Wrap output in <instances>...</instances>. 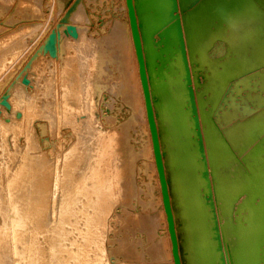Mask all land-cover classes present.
<instances>
[{
	"label": "rangeland",
	"instance_id": "1",
	"mask_svg": "<svg viewBox=\"0 0 264 264\" xmlns=\"http://www.w3.org/2000/svg\"><path fill=\"white\" fill-rule=\"evenodd\" d=\"M107 3L0 0V60L6 56L0 62V264H157L154 240L142 223L152 213L145 189L151 182L155 188L159 184L157 178H144L138 157L141 114L138 109L131 113L126 93L117 89L120 72L114 62L106 59L105 83L90 69L99 39L114 36V10ZM254 99L264 103V98ZM244 134L235 131L233 141ZM240 143L237 149L244 152L249 142ZM24 169L27 177L12 186L17 195L8 196V184ZM97 176L109 177V185H100L105 190ZM15 202L26 216L16 228L11 224L19 216Z\"/></svg>",
	"mask_w": 264,
	"mask_h": 264
},
{
	"label": "water",
	"instance_id": "2",
	"mask_svg": "<svg viewBox=\"0 0 264 264\" xmlns=\"http://www.w3.org/2000/svg\"><path fill=\"white\" fill-rule=\"evenodd\" d=\"M127 6L175 264H264V0Z\"/></svg>",
	"mask_w": 264,
	"mask_h": 264
},
{
	"label": "bare ground",
	"instance_id": "3",
	"mask_svg": "<svg viewBox=\"0 0 264 264\" xmlns=\"http://www.w3.org/2000/svg\"><path fill=\"white\" fill-rule=\"evenodd\" d=\"M114 3H119V7L115 10V7H114ZM109 6L113 7V10H114V17H115V24H113L115 27V30L113 29V37H107L105 39H110V40H101L99 39V41L97 42V44L100 45L99 47V50H98V47L97 50L94 52V55L92 56L91 55V64H90V69L92 70V68L95 69V74H97L98 76H95V74L91 73L94 75V78L97 80H101L102 83H105V81H107L106 77L107 75L106 74H109V66L106 65L107 64V60H109L110 62H114V64H116L114 67L118 70V74H119V78H115L116 79H119V80H116L115 82H118L119 86H117V89L122 90L123 93H126V95L124 96L123 95V98L125 97L127 102H129V104L131 105V113H133L134 109H138L139 110V113L141 114L140 117V120H137L136 122V132L137 134L139 135V139H140V143H139V151L138 152V157L141 158V167L143 168V170L145 171L144 174H146V176H144V178H147V181L149 180V178L152 176V178L154 179H158V184H159V187L158 188H155L153 183L151 182V179L150 178V181L148 182H151L147 187L149 188L148 190H146L147 192V209L148 211H152V213H149V216H147V218L145 220H142V223L145 224L146 228L148 229L147 231V235L148 236H151V239L154 240L153 244H152V247H151V251L153 253V255L155 256L156 260H157V264H175V260H174V256H173V244H172V240H171V236H170V232H169V223H168V217H167V213L165 211V207H164V202H163V195H162V189H161V182H160V177H159V172H158V168H157V164H156V158H155V154H154V148H153V140H152V134H151V129H150V125H149V120H148V115H147V107H146V101H145V96H144V91H143V85H142V80H141V76H140V65H139V61H138V57H137V52H136V48H135V44H134V39H133V34H132V29H131V23H130V17H129V10H128V6H127V0H108V3ZM110 10V9H109ZM112 10V9H111ZM111 12V13H112ZM105 24V23H104ZM109 26V25H108ZM112 34V33H111ZM110 34V35H111ZM2 39L4 40L3 42H1V45L4 46L5 42H6V35L5 34H2ZM103 39V38H102ZM51 40V39H50ZM55 40V38H54ZM101 40V41H100ZM53 44V39L52 41ZM108 43H110L109 46ZM50 44V43H49ZM94 41H93V45H94ZM106 45V46H104ZM108 45V47H107ZM48 46V45H47ZM97 46V45H96ZM93 47V46H92ZM95 48V46H94ZM94 48H91L94 49ZM108 48H112L113 50L112 51H115L114 54L118 53V57L115 59V57H112V51ZM47 49L49 50L50 48L47 47ZM116 49V50H114ZM53 50V48H52ZM90 50V52H91ZM50 51V50H49ZM56 51V50H55ZM112 53V54H111ZM51 54V53H50ZM93 54V53H92ZM116 56V55H115ZM6 59V56H5V53L4 55L1 57V61H4ZM117 61V63H115ZM106 62V63H105ZM113 67V69H115ZM118 67V68H117ZM89 70V69H88ZM94 72V70H92ZM113 73V71H111ZM111 74V73H110ZM106 76V77H105ZM109 77V76H108ZM111 77V75H110ZM109 77V79H110ZM118 77V76H117ZM113 78V76H112ZM115 78H113L115 80ZM112 81V79H111ZM114 82V81H112ZM110 85V84H109ZM108 87V85L106 86ZM115 88V87H114ZM122 88V89H121ZM116 89V90H117ZM118 91V93H119ZM121 91V92H122ZM117 92V91H116ZM120 92V93H121ZM140 93H141V96H140ZM122 95V94H121ZM142 97V98H141ZM66 98V97H64ZM143 100V101H142ZM4 102V101H3ZM66 102L68 105H71V103L69 102V100L66 98ZM65 102V103H66ZM11 104V103H10ZM260 116V115H259ZM264 116V115H263ZM2 119V117H0V120ZM3 120V119H2ZM254 120V125H252L251 127L261 123V126H264V120L261 121V118L260 119H257V117ZM0 123H3V122H0ZM252 123H247L248 127H249V124H252ZM3 128V126H1ZM138 127L141 128V131L138 129ZM6 129V127H5ZM250 129V127H249ZM253 128H251L250 130H252ZM250 130H247L244 134V136L242 138H238L237 140H234L233 141V145L236 147V148H241V139H243L244 142H249L250 139L253 138V130L250 131ZM6 132V130H4ZM3 131V132H4ZM1 132V131H0ZM116 132V130H115ZM120 134V133H119ZM104 135V134H103ZM121 135V134H120ZM113 136V135H112ZM122 137V136H121ZM4 138V137H3ZM104 138V137H102ZM113 138V137H112ZM109 139V138H108ZM107 140L106 138H104V141ZM112 140V139H111ZM111 140H110V143H111ZM116 140V139H115ZM122 140V139H121ZM120 140V141H121ZM124 140V139H123ZM103 141V140H102ZM108 141V140H107ZM115 142V141H113ZM108 143V142H107ZM105 143V144H107ZM117 143V142H116ZM122 143V142H121ZM104 144V143H103ZM104 144V145H105ZM112 144V143H111ZM104 145H102V147H104ZM108 145V144H107ZM110 145V144H109ZM138 145V144H137ZM106 146V145H105ZM113 146V145H112ZM115 146V145H114ZM117 146V145H116ZM115 146V148H116ZM214 146L215 148L217 147V144L214 142ZM111 147V146H110ZM106 148V147H105ZM114 148V149H115ZM107 149H109L107 147ZM106 149V150H107ZM112 150V149H111ZM110 150V152L113 154V152ZM116 151V150H115ZM109 152V151H108ZM109 152V153H110ZM120 152V150H119ZM105 153V151H104ZM116 153V152H115ZM106 155L108 154L107 152L105 153ZM111 155V154H110ZM109 155V156H110ZM108 156V157H109ZM104 157V156H103ZM113 157V156H112ZM115 157V156H114ZM119 157V156H118ZM122 157V156H121ZM128 157V156H127ZM111 158V156L109 157V159ZM120 158V157H119ZM112 159V158H111ZM108 160V159H107ZM115 160V159H114ZM106 161V160H104ZM117 161V160H116ZM103 162V161H102ZM111 162V161H110ZM109 162V163H110ZM125 162V161H124ZM139 162V163H140ZM108 163V162H107ZM108 163V166H111L109 165ZM122 163V161H121ZM104 165V163H103ZM125 165V164H124ZM106 167L108 168L109 170V167ZM119 166V165H117ZM115 166V167H117ZM104 167V166H103ZM122 167V166H121ZM111 168V167H110ZM112 169H114L112 167ZM118 169V168H117ZM125 169V166L124 168ZM122 169V170H123ZM102 170V169H101ZM107 170V171H108ZM121 169H119L120 171ZM142 170V169H140ZM96 171V170H95ZM105 171V170H104ZM112 171V170H111ZM109 170V173L111 174V172ZM115 171V170H114ZM125 171V170H124ZM127 172V170H126ZM141 172V171H140ZM95 173V172H94ZM107 175H108V172H106ZM114 173V172H113ZM120 173V172H119ZM124 173V172H123ZM131 173V172H130ZM96 174L98 175V173L96 172ZM101 174V173H99ZM105 175V172L102 173ZM117 174V173H115ZM125 174V173H124ZM123 174V175H124ZM27 171L26 169L24 170H21L19 174H17V178L16 180H13L10 184H8L7 186V189H8V196H11V195H17V193L12 190V186H18V182L20 181H23L24 177H27ZM106 175V176H107ZM119 175V174H118ZM127 175V173H126ZM99 176V175H98ZM97 176V177H98ZM105 176V177H106ZM110 176V175H108ZM94 177V176H93ZM92 177V179H93ZM105 177H102L104 180H102V178H99L98 179H101L102 183H97L98 182V179L95 178V180L97 179V184H99V186L103 183V181L105 182ZM113 176H110V178H112ZM115 177V176H114ZM113 177V178H114ZM124 177V176H123ZM122 177V179H123ZM83 178V177H82ZM90 178V176H89ZM106 178H109V177H106ZM116 178L117 175H116ZM115 178V180L117 181V179ZM125 178V177H124ZM143 178V177H142ZM1 179V178H0ZM94 180V179H93ZM108 180V179H107ZM100 181V180H99ZM111 181V180H109ZM120 181V180H119ZM119 181L117 182V185L119 183ZM76 182V180L74 181V183ZM80 182V181H79ZM108 182V181H106ZM106 182L105 184L103 185L105 187L106 185ZM77 183V182H76ZM84 183V182H83ZM78 184V183H77ZM81 184V183H80ZM94 184V183H93ZM92 184V186H93ZM110 183L108 182V185ZM115 184V187L117 186L116 183L114 182ZM120 184V183H119ZM128 184V183H127ZM86 185V184H85ZM85 185L83 186L82 184V187H85ZM96 185V184H94ZM75 186V184H74ZM91 186V187H92ZM113 186V185H112ZM120 186V185H119ZM116 187L115 189H118L120 187ZM79 186H76L75 187V190L76 192L78 193L79 192ZM81 187V186H80ZM101 189H104L102 188V186H100ZM109 187V186H108ZM111 188V187H110ZM122 188V187H121ZM81 189V188H80ZM83 189V188H82ZM89 189V187H88ZM112 189V188H111ZM109 189V190H111ZM105 190V189H104ZM103 190V191H104ZM120 190V189H119ZM156 190V191H155ZM89 190H87L88 192ZM92 191V190H91ZM111 191H114V190H111ZM117 191V190H116ZM121 191V190H120ZM100 192V191H99ZM98 192V197H100L99 195H101V192L99 193ZM80 193V192H79ZM91 193V192H90ZM110 194L112 192H109ZM116 193V192H115ZM105 195V193H103ZM117 194V193H116ZM115 194V195H116ZM88 195V194H87ZM107 195V193H106ZM105 195V196H106ZM114 195V194H113ZM89 196V195H88ZM96 196V195H95ZM114 197V196H112ZM95 197H93L92 199L94 200ZM108 198V197H107ZM98 199V198H96ZM16 205L14 206V212L15 214H19V216H15L12 218L11 220V224L12 226L15 228L16 227H22L23 226V222L26 220V216L25 215H22L21 214V210L20 208H18V203L15 202ZM103 206V204H102ZM145 209V208H144ZM146 209V211H147ZM18 233H16L15 231L13 232V235L14 237L17 236ZM12 234H10L11 236ZM12 235V236H13ZM2 237V236H1ZM2 239V238H1ZM0 239V240H1ZM4 240V239H2ZM1 240V241H2ZM90 240V239H88ZM16 250V249H14ZM31 252V251H30ZM33 253V252H32ZM31 253V254H32ZM30 256V255H29ZM32 256V255H31ZM30 256V257H31ZM33 257V256H32ZM32 260V259H31ZM172 262V263H171ZM32 263V261H31ZM33 264L34 261H33Z\"/></svg>",
	"mask_w": 264,
	"mask_h": 264
}]
</instances>
